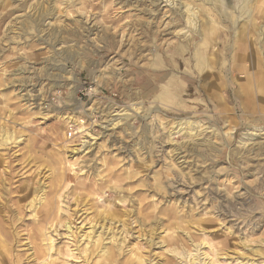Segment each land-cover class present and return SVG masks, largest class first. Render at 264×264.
I'll list each match as a JSON object with an SVG mask.
<instances>
[{
  "label": "rangeland",
  "instance_id": "1",
  "mask_svg": "<svg viewBox=\"0 0 264 264\" xmlns=\"http://www.w3.org/2000/svg\"><path fill=\"white\" fill-rule=\"evenodd\" d=\"M243 2L0 0V264H264V0Z\"/></svg>",
  "mask_w": 264,
  "mask_h": 264
},
{
  "label": "bare ground",
  "instance_id": "2",
  "mask_svg": "<svg viewBox=\"0 0 264 264\" xmlns=\"http://www.w3.org/2000/svg\"><path fill=\"white\" fill-rule=\"evenodd\" d=\"M247 0H244V2H246ZM255 1V0H254ZM243 2V3H244ZM239 3H240V1H239ZM241 4V3H240ZM239 5V4H238ZM235 7V6H234ZM250 8H252V5H251V3L250 2H247V3H244L243 5H242V7L241 8H239L240 9V11H241V13H246V12H248V10H250ZM229 9H233V8H230L229 7ZM191 10V9H190ZM188 15H189V17H188V22H189V24H194V18L192 17V15H190V12L188 11ZM228 15V14H227ZM193 18V19H192ZM236 19V18H235ZM255 23H256V21H255ZM35 25V24H34ZM249 26V25H248ZM256 26V25H255ZM244 28V27H243ZM245 28H247V27H245ZM257 28V27H256ZM255 29V28H254ZM258 29V28H257ZM246 35V34H245ZM250 35V34H249ZM236 36H238L237 34H236ZM58 37V36H57ZM248 39V38H247ZM237 43V42H236ZM206 44V43H205ZM207 45V44H206ZM236 48V47H235ZM200 50V49H199ZM251 51V50H250ZM199 52V51H198ZM203 52V51H202ZM234 52V51H233ZM236 52V51H235ZM248 53H249V51H248ZM204 55H205V53H203ZM207 55V54H206ZM205 55V56H206ZM234 55V54H233ZM197 56H198V61H197V66H198V68L199 69H201V66H204V64L206 63V61L204 62V58H202L201 56H199V53H197ZM262 56V55H261ZM250 57V56H249ZM207 59V58H206ZM248 59H250V58H248ZM231 60V59H230ZM251 61V60H250ZM234 62V61H233ZM250 63H252V62H250ZM179 64V63H178ZM207 65V64H206ZM195 66V65H194ZM205 67V66H204ZM203 69V68H202ZM243 70H244V68H243ZM246 71V70H245ZM216 72V71H215ZM259 73V72H258ZM251 75V74H250ZM258 75V74H257ZM222 77H223V75H222ZM175 82H177V81H175V80H170V86H171V83L173 84H175ZM192 84V83H191ZM178 86H180V85H178ZM189 86V85H188ZM191 86V85H190ZM169 87V86H168ZM174 86H172V88H173ZM176 87V86H175ZM174 87V88H175ZM177 88V87H176ZM190 88V87H189ZM171 90V89H170ZM186 90V89H185ZM189 90V89H188ZM174 92H173V89L171 90V93L170 94H173ZM168 95V96H167ZM186 95V94H185ZM167 96V97H166ZM169 93L167 92V94L166 95H164V93L163 94H161L159 97L160 98H162V97H164V99H166V100H169ZM172 97V95L170 96V98ZM29 98V97H28ZM172 99V98H171ZM28 100V99H27ZM170 101V100H169ZM136 109H138L139 107L138 106H136L135 107ZM187 122V121H186ZM117 124V123H116ZM179 125H183V123H179ZM188 125L190 126V123H188ZM4 126V125H3ZM116 126V125H115ZM197 127V126H196ZM200 127V126H199ZM81 128H82V126H81ZM183 129V127H181L179 130L181 131ZM193 128L191 127L189 130L191 131ZM198 130V129H197ZM201 130V129H200ZM193 132V131H192ZM203 132V131H202ZM16 133V132H15ZM9 134V133H8ZM6 135L5 136V139H9L10 137H13V136H11V135H13V134H11V135ZM4 135V134H3ZM197 135V134H196ZM199 135H200V133H199ZM23 136V135H22ZM191 136H194V135H191ZM2 137V136H1ZM1 139V138H0ZM2 141V140H1ZM16 141V140H15ZM2 144V143H1ZM175 167V166H174ZM159 182V181H158ZM154 188V187H153ZM39 196V195H38ZM45 197H43V199H44ZM35 199V198H34ZM43 202V201H42ZM34 203H35V201H34ZM33 203V204H34ZM34 206V205H33ZM34 210V209H33ZM166 210V209H165ZM106 213V215H104ZM37 215V214H36ZM101 215H103V216H106V218L108 219H111L112 218V220L114 219V215H113V213L112 212H110V211H102L101 212ZM117 215V214H116ZM35 216V215H34ZM102 216V217H103ZM116 219V218H115ZM114 219V220H115ZM117 221V220H116ZM168 223V222H167ZM65 225V224H64ZM68 228H70V226L68 225L67 226ZM50 248V247H49ZM51 249V248H50ZM197 250V249H196ZM103 252H104V255H109V251L108 250H102ZM206 254V257H207V253H205ZM225 263V262H224ZM151 264V263H150ZM204 264H205V262H204ZM209 264H222L221 262H219L218 260L217 261H213V260H211V261H209Z\"/></svg>",
  "mask_w": 264,
  "mask_h": 264
},
{
  "label": "built area",
  "instance_id": "3",
  "mask_svg": "<svg viewBox=\"0 0 264 264\" xmlns=\"http://www.w3.org/2000/svg\"><path fill=\"white\" fill-rule=\"evenodd\" d=\"M72 134H73V132H72V131H69V136H70V137L72 136Z\"/></svg>",
  "mask_w": 264,
  "mask_h": 264
}]
</instances>
